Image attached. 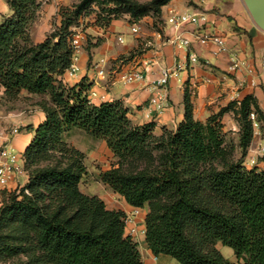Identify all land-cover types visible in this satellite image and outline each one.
Returning <instances> with one entry per match:
<instances>
[{
    "label": "trees",
    "instance_id": "obj_1",
    "mask_svg": "<svg viewBox=\"0 0 264 264\" xmlns=\"http://www.w3.org/2000/svg\"><path fill=\"white\" fill-rule=\"evenodd\" d=\"M5 1L0 93L26 91L49 100L39 104L44 119L27 127L34 133L22 154L28 181L1 191L0 260L22 254L27 261L20 264H143L138 241L126 233V213L80 188L85 154L65 139L77 128L105 141L117 158L101 181L131 206H151L145 239L156 256L179 264H264V156L261 166L247 167L244 160L255 136L252 113L264 122L253 94L200 121L186 92L184 119L158 134L154 121L134 123L121 100L93 102L86 77L64 81L74 57L71 26L95 12V3L108 6L109 22L126 12L136 20L149 12L159 19L171 0H80L60 9L61 25L39 42L31 26L40 1ZM230 111L239 124L236 145L227 143L222 123ZM218 243L234 250L235 262Z\"/></svg>",
    "mask_w": 264,
    "mask_h": 264
},
{
    "label": "crops",
    "instance_id": "obj_2",
    "mask_svg": "<svg viewBox=\"0 0 264 264\" xmlns=\"http://www.w3.org/2000/svg\"><path fill=\"white\" fill-rule=\"evenodd\" d=\"M1 1H4L7 5L5 0ZM193 1L194 4H189L188 0H171L167 5L163 6L161 18L164 25L160 30H153L152 33L155 35V39L152 47L146 53L127 61L114 62V59L117 58L119 53L126 54L137 46L138 43L134 41L133 36H129L127 46L115 52L113 47L114 33H119V30H123L118 25V21H113L108 28H98V31L105 36L106 40L95 48L92 53V65L88 66V56L81 48L76 62L79 67L78 74L72 78L65 74L64 81L74 84L82 77H86L87 81L92 83L91 90L96 91L98 94L91 98L93 102L121 100L129 109V116L134 123L143 124L154 121L156 124L155 131L158 134L162 132L163 127L175 129L184 119L186 92L189 94L193 105L194 117L200 121H206L213 113L218 112L230 101L241 99L248 94L254 95L264 115V27L256 23L244 0ZM172 8L178 11L190 9L207 11L210 19V29L226 36L230 51L236 52L239 58L245 61V66L230 71L228 69L230 64L229 53L215 56L212 53V44L201 46L195 42L193 50L202 59H208L211 63L210 66L195 64L188 71L180 72L178 76L172 77L167 91V107L162 114L156 115L149 103L152 95L150 82L159 76L162 67H171L178 61L184 60L187 56V52L184 49L178 48L170 40V37L176 32L166 24V18ZM7 10L6 13H9L8 5ZM152 20L150 18L148 21L152 23ZM32 37L36 42L45 38V36L39 38L33 34ZM98 65L105 68V77L98 75ZM112 66H114L113 70ZM128 68L146 70L149 80L145 85L124 84L120 79V73ZM38 115L40 119L37 124L33 125L34 127L45 117L41 109ZM231 115L234 117V113L231 111L226 113L222 118V123L224 124V130L227 131V128H229L236 131L238 141L239 124L235 117L232 124L226 125ZM32 122L28 124H33ZM263 130L264 125L260 124L247 156L255 154L260 147H264ZM33 135V131L27 130L25 135L16 137L13 141L14 148L20 154H23ZM259 165L261 166L262 163H259ZM27 181L28 174L13 182L9 186V190L15 189L18 184L23 186ZM133 208L126 202V206L123 207L122 211L129 212ZM142 227L145 228V220L142 223ZM138 248L143 264H179L171 256H156L148 247L145 233L142 235Z\"/></svg>",
    "mask_w": 264,
    "mask_h": 264
},
{
    "label": "rangeland",
    "instance_id": "obj_3",
    "mask_svg": "<svg viewBox=\"0 0 264 264\" xmlns=\"http://www.w3.org/2000/svg\"><path fill=\"white\" fill-rule=\"evenodd\" d=\"M40 8L36 13L35 20L31 26V32L36 37L42 38L49 33H51L56 27L61 25L62 16L60 14V9L65 7H71L73 4L79 2L80 0H39ZM146 1V0H140ZM189 4H194L193 0H188ZM95 3L94 9L96 10L89 16L82 14L78 19L75 20V23L71 26V29L80 30L84 37L82 38V49L86 52L88 56V66H91L92 63V53L95 51V48L99 47L102 42H104L105 36H103L98 28H108L113 21H118V25L123 30H119V33H114L113 37V47L114 51L127 46L129 41V36H133L134 41H137V46L132 50H129L128 53L122 54L119 53L115 61H127L129 59L135 58L143 53H146L154 43L155 35L152 33L153 30H160L164 25L163 19H155L153 14L149 12L143 16L140 20H136L131 13L126 12L119 16V18H113L111 21H107V12L104 9H107L104 6ZM7 5L4 1L0 0V21L3 18L4 13H6ZM99 13V15L97 14ZM116 16L112 14V17ZM152 18V23L148 20ZM146 19V20H144ZM138 24L139 31L137 33L131 32V26ZM121 31V32H120ZM122 35L125 42H120L118 37ZM113 51V52H114ZM113 64V63H111ZM114 66H112V70ZM49 100L48 96L32 95L26 91H22L19 95L14 97H6L0 93V148L4 145L9 144L14 147L13 141L16 137L20 135H25L27 132L28 125L37 124L40 117L38 115L40 111L39 104L47 103ZM32 119V120H31ZM234 117L231 115L228 118V123L232 124ZM33 121V124H28ZM264 123V122H263ZM262 123V124H263ZM264 125V124H263ZM18 127V132H14V128ZM255 127V126H254ZM259 128H255V133ZM226 131V130H225ZM264 136V130L262 131ZM65 139L68 143L79 149L85 154V165L86 173L84 174L81 182L80 188L83 192L89 195H97L101 197L109 209L122 210L126 206L125 199L118 193L114 192L109 186L104 184L100 179L101 172L110 169L117 161V158L114 156L112 151L108 148L105 141L93 138L85 131L81 129H73L71 132L65 135ZM226 139L228 144L236 145L237 136L236 131L233 129L227 128ZM17 150V149H16ZM18 151V150H17ZM19 152V151H18ZM234 157L237 159L241 157L240 149H235ZM244 160H246L244 158ZM0 190V201L2 200ZM163 200H159L154 203V207L159 209L161 207ZM151 206L146 204L141 211V217L138 219L139 230L142 227V223L146 218V215L149 213ZM132 210L125 212L126 214H131ZM143 231H138L134 236V239L140 244ZM221 253L230 261H236V255L234 250L222 244L217 246ZM21 261H27V257L20 254L13 258L0 260V264H20Z\"/></svg>",
    "mask_w": 264,
    "mask_h": 264
},
{
    "label": "built area",
    "instance_id": "obj_4",
    "mask_svg": "<svg viewBox=\"0 0 264 264\" xmlns=\"http://www.w3.org/2000/svg\"><path fill=\"white\" fill-rule=\"evenodd\" d=\"M214 1V0H208ZM166 24L176 32L170 37V40L178 48L184 49L187 56L184 60L178 61L175 65L162 67L159 76L150 82L152 95L149 103L153 112L156 115L162 114L167 107V91L170 79L178 76L180 72L188 71L195 64L210 66L208 59H202L199 54L193 50L195 42L201 46L213 45L212 53L217 56L223 53H229L230 71L237 70L245 66V61L241 60L236 52L230 51L226 36L210 29V19L207 11L200 9H190L186 11H178L172 8L166 18ZM139 31L138 24L131 26V32ZM83 33L75 28L71 36V44L74 48V57L71 66L67 69L66 75L69 78L75 77L78 74L79 67L77 59L79 51L82 47ZM120 42H124V37H118ZM100 65H98L99 67ZM100 77L106 76L104 67H99L97 71ZM120 79L124 84H146L149 80L148 72L142 69L128 68L120 73ZM94 90L89 91V97L97 96ZM254 126L257 129L260 123L256 121L255 113H252ZM14 132H18V127L14 128ZM264 156V147H260L255 154L246 156L245 165L253 167L259 163V158ZM23 156L13 146L6 144L0 148V190L9 189V186L17 181L20 177L26 175ZM21 187L20 184L16 188ZM142 208L134 207L131 214H126L124 221L126 224V233L134 237L138 231L145 233V228L139 230L138 219H140ZM157 259V257H155Z\"/></svg>",
    "mask_w": 264,
    "mask_h": 264
},
{
    "label": "water",
    "instance_id": "obj_5",
    "mask_svg": "<svg viewBox=\"0 0 264 264\" xmlns=\"http://www.w3.org/2000/svg\"><path fill=\"white\" fill-rule=\"evenodd\" d=\"M256 23L264 27V0H244Z\"/></svg>",
    "mask_w": 264,
    "mask_h": 264
}]
</instances>
